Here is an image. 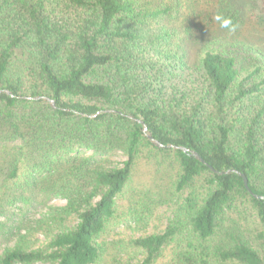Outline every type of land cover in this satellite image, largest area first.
<instances>
[{
	"label": "trees",
	"instance_id": "16d2710c",
	"mask_svg": "<svg viewBox=\"0 0 264 264\" xmlns=\"http://www.w3.org/2000/svg\"><path fill=\"white\" fill-rule=\"evenodd\" d=\"M177 8V0H0V209L66 200L48 214L59 231L47 248L16 245L0 264H100L120 201L140 220L154 189L177 203L174 217L163 232L126 243L142 260L113 254L110 264H154L167 247L165 264H264V199L238 174L264 196V58L248 66L212 48L191 69L188 30L173 47ZM37 96L55 106L27 98ZM136 119L218 172L157 147ZM117 152L126 159L112 166ZM141 158L172 168L173 190L163 181L137 187Z\"/></svg>",
	"mask_w": 264,
	"mask_h": 264
},
{
	"label": "rangeland",
	"instance_id": "374dc122",
	"mask_svg": "<svg viewBox=\"0 0 264 264\" xmlns=\"http://www.w3.org/2000/svg\"><path fill=\"white\" fill-rule=\"evenodd\" d=\"M168 4L174 0H165ZM178 8L173 11L171 28L176 29L173 47L178 41L186 37V46L190 52V66L195 69L203 50L219 49L234 51L241 57L248 58L246 63L254 65L258 58H264V0H177ZM218 13L232 15L236 20V30L229 32L223 29L214 20ZM264 65V62H263ZM48 97V96H46ZM47 101V100H46ZM111 111V110H108ZM91 151L86 154H90ZM112 166L121 165L126 159L122 152L111 156ZM148 158H141L137 163L135 184L141 190L156 182L163 181L166 193L173 190L170 186L169 174L172 168L161 166ZM151 197V203L140 220L133 217L130 210L131 201H120L118 217L109 224L101 241L105 243L107 259L100 264H110L113 254H118L124 261L133 263L142 260L143 255L129 249L125 245L129 240L153 233L163 232L174 217L175 201L165 202L168 197L157 198V190ZM27 206L24 201H14L0 209V256L8 249L20 245L27 250L47 248L51 238L59 231L58 227L47 224L51 209L63 206L66 200L63 197H52L44 202L33 200ZM142 210V207H141ZM77 220L68 223L73 227ZM170 259V248H166L154 264H165ZM21 264V263H18ZM33 264H51L50 262H36Z\"/></svg>",
	"mask_w": 264,
	"mask_h": 264
},
{
	"label": "water",
	"instance_id": "95a60500",
	"mask_svg": "<svg viewBox=\"0 0 264 264\" xmlns=\"http://www.w3.org/2000/svg\"><path fill=\"white\" fill-rule=\"evenodd\" d=\"M2 90H0L1 92ZM7 93H10L8 90H5ZM29 99H45L47 100L52 106H55V102L53 99L49 98V97H46V96H37V97H27ZM113 111V110H111ZM121 113V112H119ZM131 117V116H129ZM139 123L142 124L143 126V132L145 133V135L147 136V138L154 144L156 145L157 147L159 148H173V149H181L185 152H189L192 156L196 157L198 160H200L201 162L205 163L212 171L214 172H218L216 169H214L211 165H209L208 163H206V161L203 159V157L196 151L194 150H191L189 148H186L184 146H178V145H175V144H163L161 143L159 140L155 139L153 137V135L148 131V127L147 125L145 124V122L141 119H136ZM231 171V170H229ZM228 171V172H229ZM221 173H224V172H221ZM238 174H240V176L243 178V182H244V186L245 188L256 198H260V199H264V196L263 195H259V194H255L250 186H249V183H248V179L246 177V175L244 173H241V172H238Z\"/></svg>",
	"mask_w": 264,
	"mask_h": 264
},
{
	"label": "clouds",
	"instance_id": "9594fccd",
	"mask_svg": "<svg viewBox=\"0 0 264 264\" xmlns=\"http://www.w3.org/2000/svg\"><path fill=\"white\" fill-rule=\"evenodd\" d=\"M214 20L219 24L221 28L226 29L229 32H234L236 30L237 25L230 17L224 15L223 13L216 14L214 16Z\"/></svg>",
	"mask_w": 264,
	"mask_h": 264
}]
</instances>
